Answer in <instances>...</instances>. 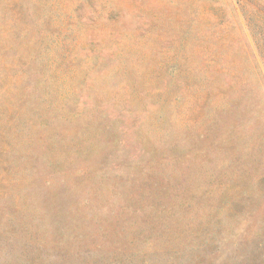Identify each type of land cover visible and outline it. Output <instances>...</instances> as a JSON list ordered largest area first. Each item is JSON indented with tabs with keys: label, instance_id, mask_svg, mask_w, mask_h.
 Returning a JSON list of instances; mask_svg holds the SVG:
<instances>
[{
	"label": "rangeland",
	"instance_id": "374dc122",
	"mask_svg": "<svg viewBox=\"0 0 264 264\" xmlns=\"http://www.w3.org/2000/svg\"><path fill=\"white\" fill-rule=\"evenodd\" d=\"M262 245L264 0H0V264Z\"/></svg>",
	"mask_w": 264,
	"mask_h": 264
},
{
	"label": "trees",
	"instance_id": "16d2710c",
	"mask_svg": "<svg viewBox=\"0 0 264 264\" xmlns=\"http://www.w3.org/2000/svg\"><path fill=\"white\" fill-rule=\"evenodd\" d=\"M249 2L250 0H239V5H241V10H243V13H245L246 9L249 8ZM250 18L247 16V21H249Z\"/></svg>",
	"mask_w": 264,
	"mask_h": 264
},
{
	"label": "crops",
	"instance_id": "0c3cea01",
	"mask_svg": "<svg viewBox=\"0 0 264 264\" xmlns=\"http://www.w3.org/2000/svg\"><path fill=\"white\" fill-rule=\"evenodd\" d=\"M56 237H60V236H56ZM258 241H260L261 242V240L260 239H258ZM61 247H64L63 245H60ZM264 245H262V247H263ZM47 248H48V246H47ZM264 256V255H263ZM262 256V257H263ZM254 255H247L245 258H243V259H246V263L247 264H249V261H251V262H253V260H254Z\"/></svg>",
	"mask_w": 264,
	"mask_h": 264
}]
</instances>
